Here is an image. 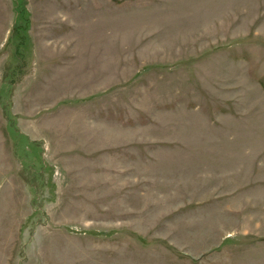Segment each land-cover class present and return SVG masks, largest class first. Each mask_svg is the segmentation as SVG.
<instances>
[{
    "label": "rangeland",
    "instance_id": "rangeland-1",
    "mask_svg": "<svg viewBox=\"0 0 264 264\" xmlns=\"http://www.w3.org/2000/svg\"><path fill=\"white\" fill-rule=\"evenodd\" d=\"M0 264H264V0H0Z\"/></svg>",
    "mask_w": 264,
    "mask_h": 264
}]
</instances>
